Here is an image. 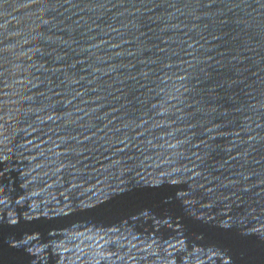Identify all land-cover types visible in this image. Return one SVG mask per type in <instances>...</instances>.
Returning a JSON list of instances; mask_svg holds the SVG:
<instances>
[{"label":"water","instance_id":"water-1","mask_svg":"<svg viewBox=\"0 0 264 264\" xmlns=\"http://www.w3.org/2000/svg\"><path fill=\"white\" fill-rule=\"evenodd\" d=\"M0 264H264V0H0Z\"/></svg>","mask_w":264,"mask_h":264}]
</instances>
